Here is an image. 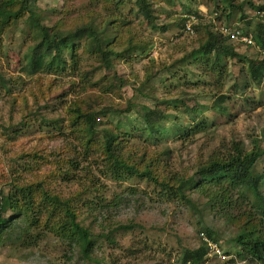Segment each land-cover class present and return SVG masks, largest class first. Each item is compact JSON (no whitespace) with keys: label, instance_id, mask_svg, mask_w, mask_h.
<instances>
[{"label":"rangeland","instance_id":"obj_1","mask_svg":"<svg viewBox=\"0 0 264 264\" xmlns=\"http://www.w3.org/2000/svg\"><path fill=\"white\" fill-rule=\"evenodd\" d=\"M242 1L258 3V0ZM133 2L124 0L121 4V13L127 16L123 21H128L129 26L119 36L120 47L127 40L150 47L143 53L134 49L126 52V57L114 62L112 71L101 70L99 61L80 51L83 61L75 73H42L31 77L22 72L21 60L30 43L26 35L33 27L31 33L36 32L35 21L25 16L0 35V74L8 82L4 89L0 88V199L5 216L11 215L7 180H16L22 186L39 183L45 192L72 200L80 215L78 220L94 236L93 262L84 261L78 250L70 251L68 244L47 234L34 248L0 245V264H179L181 252L196 249L201 242L210 246L205 264H256L236 256L239 248L231 244L235 229L216 220L205 200L195 194L187 193L192 201L189 208L176 200L161 201L153 184L146 180L116 182L104 177L101 163L97 168H88L92 172L89 175L87 170H73L75 178L63 180L62 170L66 169L68 158H73L74 150L82 151L77 150L81 146L78 140L68 136L73 130L69 129L71 108L75 107L98 112L110 108L115 112L106 117L98 115L100 121L128 131L143 127L146 108L162 109L167 114V123L178 117L180 124L187 125L189 117L180 113L182 104L192 107L199 102L201 107L211 108L217 97L224 96L226 99L220 106L225 113H218L214 105L199 115L215 121L214 127L206 132L188 139L168 138L158 145L154 141L128 138L122 149L123 159L138 168L153 162L151 170L160 181L173 183V178L192 177L199 165L224 155L225 146L233 142L243 143L246 151L254 146L264 148V79L257 86L249 81L246 71L247 61L257 59L261 50L254 41L252 45L240 44L233 37L236 34L251 37L255 27L264 23V13L259 17L249 5H243L246 22L239 21L242 14L236 13L230 21L216 23L230 44L236 46L238 55L234 59L221 58L227 75L217 88L212 78L196 70L194 65L198 62L190 63L175 76L169 72L186 52L200 46L198 35L184 33L177 25L178 19L186 16L187 11L198 12L202 19L194 23L210 26L215 4L210 0H175L172 5L157 0L153 9L160 19L153 30L135 14L129 16ZM29 8L38 16L40 25L48 28L59 26L65 31L91 20L92 27L103 32L102 40L112 39L109 31L102 30L107 14L100 1L29 0ZM164 12L169 13L168 17ZM123 21L118 23L121 25ZM168 24L172 26L167 31L161 30ZM115 77L122 84L115 83ZM172 101L178 102V109L172 107ZM163 150H168L169 155L164 156ZM97 155L87 158L80 167L94 164L95 159L100 162V154ZM254 174H264V157L255 164ZM260 190L264 192V184ZM32 201L39 204L41 192L34 193ZM204 228L213 231L214 242L203 235ZM129 251L136 253L130 255Z\"/></svg>","mask_w":264,"mask_h":264},{"label":"trees","instance_id":"obj_2","mask_svg":"<svg viewBox=\"0 0 264 264\" xmlns=\"http://www.w3.org/2000/svg\"><path fill=\"white\" fill-rule=\"evenodd\" d=\"M97 1L102 3V8L107 14L104 16L102 30L110 32L111 41L102 40L103 32L96 31L92 27L91 20L65 31L60 30L59 26L48 28L40 25L38 16L29 8V0H0V35L8 28L15 26L25 16L36 23V32L31 33L34 31L33 27L25 37L30 40V43L21 60L22 72L31 77L42 73L56 75L75 73L83 61L80 51L99 61L102 65L101 70L112 71L114 62L126 57V52L134 49L143 53L150 47L131 40H127L123 48L120 47L119 36L129 26L128 21H123L127 16L121 13V4L124 0ZM164 1L171 2L173 5L175 0ZM210 1L215 4L213 22L208 24L210 26H200L197 21L192 23L188 19L193 16L196 20H201L198 12L187 11L186 16L183 15L178 19L177 25L184 33L186 25H191L193 34L199 37L200 46L189 53L186 52L169 72L175 76L176 72L186 68L190 63L198 62V65H194L196 70L201 71L203 76L212 78V82L214 80V85L218 88V84L222 85L220 80L227 75L226 67L221 64V58L234 59L238 55L235 52L236 46L233 47L230 44L228 37L224 36L218 28L220 25L216 26V23L221 20L230 21L236 13L242 14L239 21L244 22L246 16L243 14V5H249L260 17V14L264 13V0L258 1L256 5L252 1L243 2L242 0ZM156 2L157 0H134L128 14L131 17L135 14L136 17H140L141 21L156 30L160 19L153 9ZM183 9L186 8L183 6ZM163 14L166 17L169 15L167 12ZM121 20L123 22L120 25L118 21ZM249 23L247 22V25ZM171 26L165 25V28L161 30L167 31ZM251 38L262 51L264 49V23L255 27ZM246 68L249 81L260 86L264 79V56L259 53L257 59L247 61ZM114 81L122 84V80L116 77ZM7 83V80L0 74V88L4 89ZM225 99L221 95L216 98L218 103L215 102L213 106L218 108L216 110L218 113L224 111L220 105ZM170 103L173 108L178 107L177 101ZM212 107H201L199 102L192 107L182 104L180 113L189 117L187 125L180 124L178 117H173L172 123H167V114L162 109L146 108L142 116L143 127L131 128L128 131L119 130L117 127L110 126V124L108 126L102 120L100 121L98 115L106 117L115 112L110 108H102L100 112L83 111L80 107L71 108L72 128L69 129L73 130L68 136L71 140H78L81 146L79 145L77 150L82 148V151L74 150L73 158H68L67 167L62 170L65 171L63 180L69 182L75 178L73 177L75 176L74 171L87 170L86 174L89 175L92 172L88 171V168L90 169L91 166L97 168L98 163H101L104 177L116 182L129 181L134 178L146 180L153 184L155 193L161 201L174 202L176 200L189 208L192 207V201L187 193L195 194L205 200L216 220L235 229L231 244L239 248L236 256L248 263L264 264V192L260 190V186L264 184V174L260 176L254 174L255 164L264 157V148L254 146L252 150L246 151L243 143L233 142L225 146L224 155L220 154L216 159L213 158L199 165L192 177L173 178L171 179L173 183L170 180H159L157 173L151 170L154 166L153 162L147 166L144 165L143 168H138L122 157V149L129 140H135V138L149 143L154 141L158 145L163 144L168 138L188 139L195 134L206 132L214 127L215 121L205 116L199 118V115ZM262 139L264 142V132ZM98 153L100 162L95 159L94 164L80 167L87 158L93 155L98 156ZM162 154L168 156L169 151L163 150ZM7 185L10 187L8 203L11 215L5 216V207L3 208L0 199V245L9 243L27 249L34 248L47 234H52L61 243L68 244L70 251L78 250L84 261H94L91 256L94 249L92 241L94 236L78 220L80 215L72 200L45 192L39 183L36 186H22L16 180L10 179L7 180ZM37 191L41 192V202L35 205L32 199ZM89 210L92 213L95 212L94 208ZM131 228V226H120V229ZM203 235L207 240L214 242V233L210 229L204 228ZM209 250V244L201 242L196 249L183 250L179 255L178 263L205 264ZM135 253V251H129L130 255H135ZM229 263H232V260Z\"/></svg>","mask_w":264,"mask_h":264},{"label":"built area","instance_id":"obj_3","mask_svg":"<svg viewBox=\"0 0 264 264\" xmlns=\"http://www.w3.org/2000/svg\"><path fill=\"white\" fill-rule=\"evenodd\" d=\"M258 1H263V0H258ZM194 20H196L194 17H190V21L192 23H194ZM185 33H187L189 35H192L193 34V30H192V27H191L190 24H187L186 25V27H185ZM233 37H236V39L238 40V42L240 44H245L246 43L247 45H252L254 43L251 37H247V38L246 37H239L238 34L233 35ZM260 53H261L262 56H264V49L262 51H260Z\"/></svg>","mask_w":264,"mask_h":264}]
</instances>
